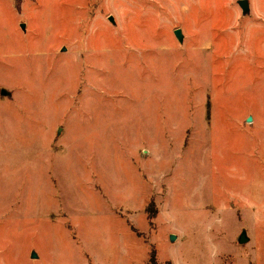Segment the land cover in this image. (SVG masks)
<instances>
[{
	"label": "rangeland",
	"instance_id": "obj_1",
	"mask_svg": "<svg viewBox=\"0 0 264 264\" xmlns=\"http://www.w3.org/2000/svg\"><path fill=\"white\" fill-rule=\"evenodd\" d=\"M237 1L0 0V264H264V0Z\"/></svg>",
	"mask_w": 264,
	"mask_h": 264
},
{
	"label": "water",
	"instance_id": "obj_2",
	"mask_svg": "<svg viewBox=\"0 0 264 264\" xmlns=\"http://www.w3.org/2000/svg\"><path fill=\"white\" fill-rule=\"evenodd\" d=\"M237 3L239 5L240 9L242 10V14L243 15H246V13H248L249 10H250L249 9V2H248V0H238ZM109 20L110 21H113V17L112 16H109ZM174 36L177 39V41H179L180 43L182 42V32H181V29L180 28H176L174 30ZM0 93L7 94L8 92L4 88H1L0 89ZM250 119H251V117L249 116V118H248L247 121H249ZM173 238H174V236L173 235H170V239L172 240ZM237 239L241 243L242 242H245L247 240V237L245 235V231L244 230L241 231V233L239 234V236H238Z\"/></svg>",
	"mask_w": 264,
	"mask_h": 264
},
{
	"label": "trees",
	"instance_id": "obj_3",
	"mask_svg": "<svg viewBox=\"0 0 264 264\" xmlns=\"http://www.w3.org/2000/svg\"><path fill=\"white\" fill-rule=\"evenodd\" d=\"M18 2V1H17ZM19 3V2H18ZM148 264H156L153 260V258L150 259V261L148 262Z\"/></svg>",
	"mask_w": 264,
	"mask_h": 264
}]
</instances>
